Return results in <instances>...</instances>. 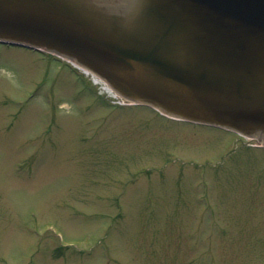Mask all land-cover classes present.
<instances>
[{"label": "rangeland", "instance_id": "rangeland-1", "mask_svg": "<svg viewBox=\"0 0 264 264\" xmlns=\"http://www.w3.org/2000/svg\"><path fill=\"white\" fill-rule=\"evenodd\" d=\"M83 73L0 45V264H264V147Z\"/></svg>", "mask_w": 264, "mask_h": 264}, {"label": "water", "instance_id": "water-1", "mask_svg": "<svg viewBox=\"0 0 264 264\" xmlns=\"http://www.w3.org/2000/svg\"><path fill=\"white\" fill-rule=\"evenodd\" d=\"M0 42L123 98L264 142V0H0Z\"/></svg>", "mask_w": 264, "mask_h": 264}]
</instances>
